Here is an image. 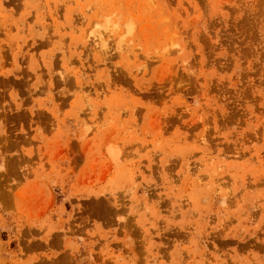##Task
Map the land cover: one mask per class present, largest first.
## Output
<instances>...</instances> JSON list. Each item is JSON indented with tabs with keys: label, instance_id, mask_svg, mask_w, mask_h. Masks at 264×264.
I'll return each instance as SVG.
<instances>
[{
	"label": "rangeland",
	"instance_id": "1",
	"mask_svg": "<svg viewBox=\"0 0 264 264\" xmlns=\"http://www.w3.org/2000/svg\"><path fill=\"white\" fill-rule=\"evenodd\" d=\"M0 264H264V0H0Z\"/></svg>",
	"mask_w": 264,
	"mask_h": 264
},
{
	"label": "bare ground",
	"instance_id": "2",
	"mask_svg": "<svg viewBox=\"0 0 264 264\" xmlns=\"http://www.w3.org/2000/svg\"><path fill=\"white\" fill-rule=\"evenodd\" d=\"M115 23H117V22H115ZM115 23H113V24L111 25V27L114 28V30H116V29H115L116 26H117V27L119 26V22L117 23V25H116ZM114 24H115V26H113ZM107 25H108V24H107ZM129 25H130V24H129ZM103 27H104V26H103ZM105 27H106V26H105ZM105 27H104V29H105ZM107 28H108V30H109V26H108ZM118 28H119V27H118ZM129 28H130V27H129ZM98 30H100V29H98ZM101 30H102V29H101ZM101 30H100V31H101ZM112 30H113V29H111V31H109V32H111V33L113 34ZM130 30H131V29H130ZM106 31H107V30H106ZM116 31H118V30H116ZM116 31H114V32L116 33ZM109 32H108V34H109ZM122 32H123V30H122L120 33H122ZM96 33H98V32L96 31ZM106 33H107V32H106ZM118 33H119V31H118ZM120 33H119V34H120ZM123 34H124V33H123ZM123 34H122V35H123ZM100 36H101V35H100ZM110 36H111V35H110ZM104 38H105V37H104ZM99 39H100V42H99ZM99 39H97V40H98V43L101 44V41H102L103 39H102L101 37H100ZM101 39H102V40H101ZM103 42H105V40H104ZM103 44H104V43H102L101 46H102ZM103 47H104V46H103ZM103 47H102V48H103Z\"/></svg>",
	"mask_w": 264,
	"mask_h": 264
}]
</instances>
